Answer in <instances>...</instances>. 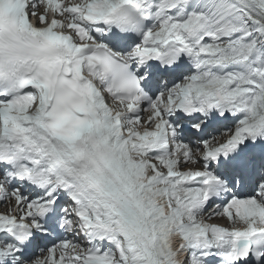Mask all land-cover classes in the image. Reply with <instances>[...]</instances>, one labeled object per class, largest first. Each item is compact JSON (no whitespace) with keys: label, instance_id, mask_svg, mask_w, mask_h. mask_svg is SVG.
Instances as JSON below:
<instances>
[{"label":"snow or ice","instance_id":"snow-or-ice-1","mask_svg":"<svg viewBox=\"0 0 264 264\" xmlns=\"http://www.w3.org/2000/svg\"><path fill=\"white\" fill-rule=\"evenodd\" d=\"M0 204V264H264V0H0Z\"/></svg>","mask_w":264,"mask_h":264},{"label":"bare ground","instance_id":"bare-ground-1","mask_svg":"<svg viewBox=\"0 0 264 264\" xmlns=\"http://www.w3.org/2000/svg\"><path fill=\"white\" fill-rule=\"evenodd\" d=\"M211 220L213 221V223H218V224L221 223V224H223V225H225V226H228L227 223H223V222H221V220H222L221 217H216V216H214Z\"/></svg>","mask_w":264,"mask_h":264},{"label":"rangeland","instance_id":"rangeland-1","mask_svg":"<svg viewBox=\"0 0 264 264\" xmlns=\"http://www.w3.org/2000/svg\"><path fill=\"white\" fill-rule=\"evenodd\" d=\"M222 219H224V218H222Z\"/></svg>","mask_w":264,"mask_h":264}]
</instances>
